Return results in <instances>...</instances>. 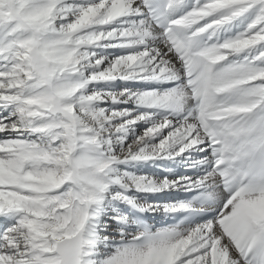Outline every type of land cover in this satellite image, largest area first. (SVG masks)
I'll return each mask as SVG.
<instances>
[{
	"label": "snow or ice",
	"instance_id": "6c2138e0",
	"mask_svg": "<svg viewBox=\"0 0 264 264\" xmlns=\"http://www.w3.org/2000/svg\"><path fill=\"white\" fill-rule=\"evenodd\" d=\"M0 264H264V0H0Z\"/></svg>",
	"mask_w": 264,
	"mask_h": 264
},
{
	"label": "bare ground",
	"instance_id": "6f19581e",
	"mask_svg": "<svg viewBox=\"0 0 264 264\" xmlns=\"http://www.w3.org/2000/svg\"><path fill=\"white\" fill-rule=\"evenodd\" d=\"M149 218L151 219L152 223L156 224L157 226H160V224L163 221V218L160 216L153 217V216L149 215Z\"/></svg>",
	"mask_w": 264,
	"mask_h": 264
}]
</instances>
